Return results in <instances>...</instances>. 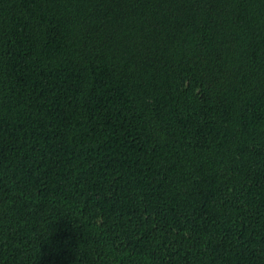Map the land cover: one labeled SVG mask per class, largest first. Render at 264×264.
Wrapping results in <instances>:
<instances>
[{"label": "trees", "instance_id": "obj_1", "mask_svg": "<svg viewBox=\"0 0 264 264\" xmlns=\"http://www.w3.org/2000/svg\"><path fill=\"white\" fill-rule=\"evenodd\" d=\"M0 264H264V0H0Z\"/></svg>", "mask_w": 264, "mask_h": 264}]
</instances>
